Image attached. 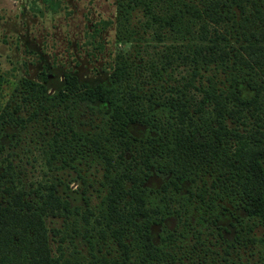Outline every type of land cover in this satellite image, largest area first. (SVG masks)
Masks as SVG:
<instances>
[{
	"label": "trees",
	"instance_id": "obj_1",
	"mask_svg": "<svg viewBox=\"0 0 264 264\" xmlns=\"http://www.w3.org/2000/svg\"><path fill=\"white\" fill-rule=\"evenodd\" d=\"M117 5L119 35L130 40L140 34L129 27L132 12L139 10L142 33L150 32L157 43L170 40L167 47L192 77L213 67L224 75V85L210 78L207 86L193 85L198 98L181 87H170L169 94L146 93L137 77L140 60L124 53L113 62L109 85L91 87L66 74L63 87L48 94L43 83L21 79L22 102L32 107L33 116L54 122L46 143L48 163L58 156L66 162L85 149L101 163L106 195L95 221L123 253L121 259L102 257L101 264H162L172 254L152 243L149 227L172 215L187 224L191 206L202 221L215 222L217 202L223 199L240 205L251 221L241 224L236 241L253 243V227H264V0H118ZM108 27L105 20L94 25L91 41ZM149 70L151 81H157L152 64ZM80 103L101 114L94 132L80 133L72 126ZM57 106L62 109L54 113L51 108ZM18 111L19 102L0 104V163L4 127L23 123L14 116ZM134 123L156 135L132 136L128 126ZM0 169V264H80L63 258L59 244L58 254L52 252L49 232L60 231L46 224V217L66 220L79 209L63 200L54 184L39 185L33 198L16 185L10 165ZM154 173L166 181L152 191L145 183ZM184 183L189 187L182 193ZM258 241L264 247V235Z\"/></svg>",
	"mask_w": 264,
	"mask_h": 264
},
{
	"label": "rangeland",
	"instance_id": "obj_2",
	"mask_svg": "<svg viewBox=\"0 0 264 264\" xmlns=\"http://www.w3.org/2000/svg\"><path fill=\"white\" fill-rule=\"evenodd\" d=\"M117 2L0 0V104L14 106L19 102L20 111L14 116L23 120L18 126L8 124L4 127L0 165L2 168L10 165L18 179L16 185L29 196L35 198V189L39 185L52 183L63 200L72 208L79 209L66 220L63 217H46V224L49 230L60 231L56 235L49 232L52 252L58 254L59 244L63 258L80 264H101L102 257L108 260L123 258L121 248L106 230L100 231L101 226L95 221L106 193L99 184L101 163L92 153L70 154L66 162L58 156L48 163L51 148L46 143L51 139L54 122L43 115L33 116L32 107L22 102L21 79L39 80L42 72L49 74L46 83L49 92L62 86V76L66 73H75L80 82L91 86L109 84L113 62L118 54L124 53L133 60H140L138 69L141 73L137 77L146 93L155 89L167 94L170 87H181L188 95L198 98V90L193 85L207 86L208 78L215 80L217 86L224 85V75L213 67L201 70V76L192 77L191 69L167 47L170 40L157 43L152 41L150 32L142 33L141 21L144 18L139 10L132 12L129 27L130 32L136 29L140 34L130 40L119 35ZM103 20L109 27L96 35L94 43L91 32L94 25ZM150 64L153 71L159 73L157 81H151ZM242 92L245 96L250 95L246 88H242ZM97 107L105 108L102 104H97ZM51 109L57 113L62 108ZM100 124L101 114L98 115L97 111L91 112L81 105L74 112L72 125L80 132H94V126ZM128 130L138 139L156 135V131L141 123L129 124ZM165 181V175L154 173L146 186L158 189ZM181 187L185 193L189 183ZM174 206L178 208V204ZM217 209L216 226L202 221L201 213L194 206L186 215L187 224L171 216L163 225H153V243L172 254L162 264H264V249L258 244L246 246L242 243L230 247L226 253V245L232 241L235 230L240 229L239 220L245 219V214L241 207L227 201L220 202ZM85 220L90 222L89 225L86 226ZM263 232L261 226L254 228L253 234L258 237ZM87 240L92 241V248Z\"/></svg>",
	"mask_w": 264,
	"mask_h": 264
},
{
	"label": "flooded vegetation",
	"instance_id": "obj_3",
	"mask_svg": "<svg viewBox=\"0 0 264 264\" xmlns=\"http://www.w3.org/2000/svg\"><path fill=\"white\" fill-rule=\"evenodd\" d=\"M97 39H95V41H96ZM95 43V42H94ZM97 43V42H96ZM43 74H45V73H43L42 72V74L39 76L40 77V79L39 80H34V81H38V82H41V83H43L45 86H46V88H47V90H48V94H53V93H55L56 91H58L60 88H62L63 87V84H64V77H65V75L66 74H72V75H75L76 76V74L75 73H66V74H63V76H62V86L59 88V89H57V90H54L53 92H49V89H48V87H47V85H46V83H47V80H48V78H49V74H47L48 76H47V79H46V81L44 82L43 80H42V76H43ZM111 75V74H110ZM77 77V76H76ZM77 79H78V77H77ZM31 80V79H30ZM33 81V80H32ZM78 81H79V79H78ZM80 82V81H79ZM81 83H85V82H81ZM87 84V83H86ZM97 84H105V83H97ZM96 84V85H97ZM109 84H110V82H109ZM109 84H105V85H109ZM87 85H89V84H87ZM89 86H91V85H89ZM95 85H93V86H91V87H94ZM97 104H101V103H95L94 104V106L97 108V109H101V108H99V107H97ZM81 105H83L85 108H87L86 107V105L84 104V103H80V104H78L77 105V107H76V109L74 110V112L77 110V108L78 107H80ZM103 105V104H102ZM87 109H89V108H87ZM105 109V108H104ZM103 109V110H104ZM90 110V109H89ZM102 110V109H101ZM74 114V113H73ZM73 121V118H72V120H71V122ZM73 126V125H72ZM74 127V126H73ZM80 132V131H79ZM80 133H84V132H80ZM87 150V151H86ZM91 152L88 150V149H85V152H81V153H78L79 155H88V154H90ZM101 165V164H100ZM101 168H102V166H101ZM103 172V171H102ZM151 177V176H150ZM149 179V178H148ZM147 179V180H148ZM101 181H102V175H101ZM101 181H100V186H101ZM147 182V181H146ZM145 186H146V183H145ZM162 186V185H161ZM160 186V187H161ZM102 187V186H101ZM147 187V186H146ZM104 189V188H103ZM159 189V188H158ZM158 189H150V190H158ZM105 195H106V193H105ZM105 197V196H104ZM222 201H227L226 199H223V200H218V202H217V207H216V209H215V214L213 215V218H215V222H210V221H208V222H210V224L212 225V226H216V224H217V221H218V206L220 205V202H222ZM228 202V201H227ZM228 203H230V202H228ZM231 204H233V205H237L236 203H231ZM237 206H239V207H241L240 205H237ZM242 208V207H241ZM242 211L244 212V214H245V219H240L239 220V223H240V229H236L235 230V235H234V237H233V239H232V241H230V242H228L227 243V245H226V253H229V248L231 247V248H234V247H236V246H238V245H240V244H242V243H244L246 246L247 245H253V244H258V245H260V247L261 248H263L264 249V247L262 246V244L258 241V239L260 238V237H262L263 235H264V232H263V234H261L260 236H255V234H253L254 233V228H257V227H261L262 225H260V224H256L254 227H253V231H252V235H253V237L256 239V241L254 240L253 241V243H251L250 241H248V240H245V239H241L240 240V242H237L236 241V235L239 233V231L241 230V224L242 223H244L245 222V220H246V222L247 221H250V220H247V214H246V212L242 209ZM173 217H176V215H172ZM168 217H171V216H168ZM168 217H166V218H168ZM165 218V219H166ZM177 218H179V217H177ZM165 219L163 220V222L162 223H160V224H153V225H163V223H164V221H165ZM153 225H151L149 228H150V234H151V227L153 226ZM263 227V226H262ZM264 228V227H263ZM151 240H152V236H151ZM88 241H91V240H87V242ZM89 243V242H88ZM91 243H92V241H91ZM152 243H153V240H152ZM90 244V243H89ZM154 244V243H153ZM92 245H93V243H92ZM155 245V244H154ZM90 247H91V244H90ZM226 261V260H225ZM150 264V263H149Z\"/></svg>",
	"mask_w": 264,
	"mask_h": 264
}]
</instances>
